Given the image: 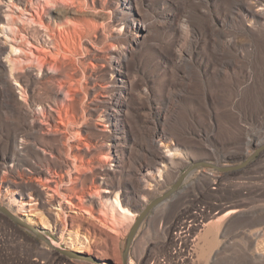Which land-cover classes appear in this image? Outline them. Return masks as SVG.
I'll use <instances>...</instances> for the list:
<instances>
[{
  "label": "rangeland",
  "instance_id": "374dc122",
  "mask_svg": "<svg viewBox=\"0 0 264 264\" xmlns=\"http://www.w3.org/2000/svg\"><path fill=\"white\" fill-rule=\"evenodd\" d=\"M101 1L119 26L108 30L107 42L97 39L88 60L85 119L71 127L72 148L63 147L69 165L53 143L20 129L18 108L4 100L0 84V206L80 257L64 256L0 213V264H96L79 262L81 246L94 258L95 250L107 253L96 258L100 264H122L138 214L188 166H235L264 145V15L255 14L264 0ZM91 23L98 37L102 14ZM168 151L177 158H167ZM115 194L136 215L119 232L88 201L95 195L112 202ZM52 196L54 206L45 203ZM48 213L61 222L54 225ZM73 216L80 228L70 226ZM182 260L264 264V150L237 172L195 170L146 216L128 264Z\"/></svg>",
  "mask_w": 264,
  "mask_h": 264
},
{
  "label": "bare ground",
  "instance_id": "6f19581e",
  "mask_svg": "<svg viewBox=\"0 0 264 264\" xmlns=\"http://www.w3.org/2000/svg\"><path fill=\"white\" fill-rule=\"evenodd\" d=\"M98 12L103 16V23L101 34L97 37L95 32L98 27L91 21L98 16ZM255 14L263 16L264 11L257 9ZM118 26L117 19L107 13L105 2L101 0H0L2 97L18 108L17 118L21 121L19 128L29 135H41V139L53 143L58 154L65 155L63 164L69 165L67 154H63V147L67 146L70 150L72 146L69 141L76 138L71 127L77 125L78 118L85 119L84 102L88 95L84 84L91 78L88 73L92 70L88 60L94 56L97 39L100 37L107 42L111 29L117 30ZM109 48L111 50L112 47ZM114 63H117V68L121 66L120 62ZM36 89L41 90L39 99L34 96ZM8 109L11 114H15L12 109ZM41 151L46 153L45 150ZM168 154L166 157L170 160L178 156L171 151ZM158 172L161 173V169ZM36 173L39 178L42 177L41 171ZM35 185L43 186L41 183ZM28 187L29 184L24 189ZM30 187L34 188V185ZM46 189L51 190V185H47ZM54 194L60 198L63 196L61 192ZM94 197L97 201L91 200ZM94 197H90L89 203L100 208L117 232L121 228H128L133 222L136 215L126 209L118 194L114 195L112 202L106 198L104 200L103 196ZM45 203L54 206L56 199L52 196ZM37 209L32 210L37 212ZM48 217L54 225L61 222L58 213H48ZM68 220L71 227L80 228V223L74 225L76 221L79 222V218L73 216ZM66 224V221L62 222L63 226ZM207 224L202 220L200 226L204 228ZM43 227L45 228L44 225ZM84 228L90 234L89 226ZM103 234L109 237L113 245V236L99 229V236ZM77 251L85 256L79 262L89 261L91 250L81 246ZM94 252L96 258L106 259L107 253L99 250ZM168 264H186V260Z\"/></svg>",
  "mask_w": 264,
  "mask_h": 264
},
{
  "label": "water",
  "instance_id": "95a60500",
  "mask_svg": "<svg viewBox=\"0 0 264 264\" xmlns=\"http://www.w3.org/2000/svg\"><path fill=\"white\" fill-rule=\"evenodd\" d=\"M264 150V145L260 146L259 148H257L254 153L250 156H248L242 163L235 165V166H221L219 164H213V163H209V162H203V161H197V162H193L190 166H188L183 173L178 177V179L174 182V184L171 186L170 189H168L166 192H164L161 196L151 200L149 202V204H147L142 210L141 212L138 214V217L135 219V221L133 222L127 237L125 239L123 248H122V264H128V257H129V251L132 245V242L134 240V237L141 225V223L144 221V219L146 218V216L155 208H157L159 205H161L163 202L169 200L170 197H172L173 195H175L176 193L179 192L180 187L182 186V184L184 183V181L187 179V177L194 172L197 169L203 168V169H209V170H213L217 173H228V172H237L240 169L246 167L249 162L258 154L261 153V151ZM0 213L6 215L16 226L25 229L29 232H31L32 234H34L35 236L43 239L52 249L57 250L58 252H60L61 254H63L66 257L69 258H76V257H80V255L78 253H74V252H70V251H66L64 249L61 248H57L55 247L51 241L48 238L43 237L41 234H39V232L35 231L34 228H32L31 226L27 225L26 223H24L23 221H21L19 218H17L16 216H14L11 212H9L7 209H5L4 207L0 206ZM81 254V253H80ZM81 258H85L84 255H82ZM78 258V259H81ZM89 261L96 263V264H100V262L98 261V259L89 256Z\"/></svg>",
  "mask_w": 264,
  "mask_h": 264
}]
</instances>
